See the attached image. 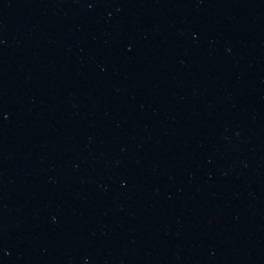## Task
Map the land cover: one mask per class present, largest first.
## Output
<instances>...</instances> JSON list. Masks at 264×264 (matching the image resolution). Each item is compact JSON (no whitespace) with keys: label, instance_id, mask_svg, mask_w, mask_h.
<instances>
[{"label":"water","instance_id":"water-1","mask_svg":"<svg viewBox=\"0 0 264 264\" xmlns=\"http://www.w3.org/2000/svg\"><path fill=\"white\" fill-rule=\"evenodd\" d=\"M0 264H264V0H0Z\"/></svg>","mask_w":264,"mask_h":264}]
</instances>
